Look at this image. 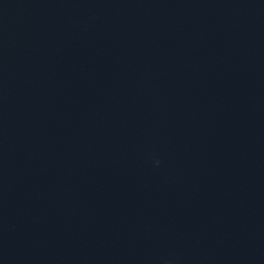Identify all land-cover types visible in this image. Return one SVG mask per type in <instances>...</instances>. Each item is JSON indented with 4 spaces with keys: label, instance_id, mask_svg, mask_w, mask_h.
Returning a JSON list of instances; mask_svg holds the SVG:
<instances>
[{
    "label": "water",
    "instance_id": "1",
    "mask_svg": "<svg viewBox=\"0 0 264 264\" xmlns=\"http://www.w3.org/2000/svg\"><path fill=\"white\" fill-rule=\"evenodd\" d=\"M0 264H264V0H0Z\"/></svg>",
    "mask_w": 264,
    "mask_h": 264
}]
</instances>
